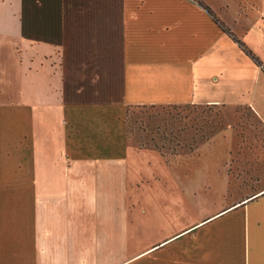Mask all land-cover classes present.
Segmentation results:
<instances>
[{
    "label": "crops",
    "instance_id": "obj_1",
    "mask_svg": "<svg viewBox=\"0 0 264 264\" xmlns=\"http://www.w3.org/2000/svg\"><path fill=\"white\" fill-rule=\"evenodd\" d=\"M224 35L194 0H0V264H264V191L153 208L133 262L87 214L121 189L128 107L219 105L196 94L240 56Z\"/></svg>",
    "mask_w": 264,
    "mask_h": 264
},
{
    "label": "rangeland",
    "instance_id": "obj_2",
    "mask_svg": "<svg viewBox=\"0 0 264 264\" xmlns=\"http://www.w3.org/2000/svg\"><path fill=\"white\" fill-rule=\"evenodd\" d=\"M202 1L264 65V0ZM234 46L238 59L222 58L217 82H206L196 94L219 105L129 108L130 145L121 189L109 199L103 196L105 189L95 190L87 208L95 219V245L111 242L112 263L133 262L136 251L151 245L155 207L177 218L192 214L194 200L206 201L210 210L224 198L243 201L264 191V73L238 43ZM23 65L16 62L19 74ZM200 140L195 155L188 157V148ZM140 146L159 152L168 163L157 153L138 150Z\"/></svg>",
    "mask_w": 264,
    "mask_h": 264
},
{
    "label": "trees",
    "instance_id": "obj_3",
    "mask_svg": "<svg viewBox=\"0 0 264 264\" xmlns=\"http://www.w3.org/2000/svg\"><path fill=\"white\" fill-rule=\"evenodd\" d=\"M198 3V5L200 7H202L204 10H206V12L212 17L213 21L215 22V24L218 26V28L224 33L226 34L231 40H233L234 42L238 43L240 45V47L242 48V50L254 61V63L260 67L261 71L264 73V65L258 61V59L249 51L247 50L241 43L238 42V40L235 38V36L231 33V31L228 29V27L221 22L215 15L214 13L211 11V9L202 1V0H194ZM131 107H139V106H130L126 109V116L128 114L129 108ZM176 107H180V106H176ZM126 123V122H125ZM200 141H196L194 143V147H189L188 148V153L187 156L193 155L194 151L197 150L198 146L200 145ZM157 148V146H155ZM140 148H144V149H148L147 147H142L140 146Z\"/></svg>",
    "mask_w": 264,
    "mask_h": 264
}]
</instances>
